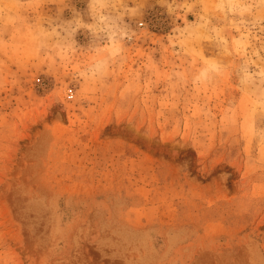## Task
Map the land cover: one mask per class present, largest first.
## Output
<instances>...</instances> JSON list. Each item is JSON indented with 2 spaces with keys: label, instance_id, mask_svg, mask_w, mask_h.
Masks as SVG:
<instances>
[{
  "label": "rangeland",
  "instance_id": "rangeland-1",
  "mask_svg": "<svg viewBox=\"0 0 264 264\" xmlns=\"http://www.w3.org/2000/svg\"><path fill=\"white\" fill-rule=\"evenodd\" d=\"M0 264H264V0H0Z\"/></svg>",
  "mask_w": 264,
  "mask_h": 264
}]
</instances>
